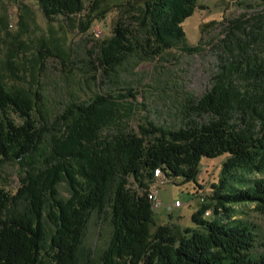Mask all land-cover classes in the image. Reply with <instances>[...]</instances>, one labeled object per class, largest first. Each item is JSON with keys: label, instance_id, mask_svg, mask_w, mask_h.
I'll return each mask as SVG.
<instances>
[{"label": "trees", "instance_id": "16d2710c", "mask_svg": "<svg viewBox=\"0 0 264 264\" xmlns=\"http://www.w3.org/2000/svg\"><path fill=\"white\" fill-rule=\"evenodd\" d=\"M32 1L49 19L77 16L87 1L95 5V0ZM202 10L198 0H148L138 18L144 39L116 27L97 62L114 72L142 45L149 56H158L171 48L169 38L185 39L182 24ZM244 17L231 23L230 59L191 106L194 115L209 118L206 123L176 130L148 123L138 134L102 139L103 128L120 111L108 97L95 96L69 105L51 129L43 115L40 123L34 116L38 94H14L0 80V167L16 164L22 173L15 192L0 187V264H77L88 215L101 212L108 201L113 234L97 264H264V239L252 226L230 221L241 205L264 215V178L244 181L245 175H264V0L259 11ZM220 158L225 161L218 183L191 215L192 226L180 238L165 227L152 235L146 190L158 177L155 170L199 188L201 162ZM61 182L70 188L65 201L58 199ZM196 194L194 189L190 195Z\"/></svg>", "mask_w": 264, "mask_h": 264}, {"label": "rangeland", "instance_id": "374dc122", "mask_svg": "<svg viewBox=\"0 0 264 264\" xmlns=\"http://www.w3.org/2000/svg\"><path fill=\"white\" fill-rule=\"evenodd\" d=\"M148 0H95L85 2L77 16L47 18L32 0H0V80L14 94L33 98L38 94L34 114L38 123L43 115L49 128L74 103H87L95 96L108 97L120 111L119 118L103 128L101 138L113 139L118 133H139L148 123L165 130H176L191 122L208 121L196 116L191 106L211 88L221 65L229 60L227 46L233 37L231 23L255 14L263 0H198L203 8L182 24L185 39L169 38L171 48L152 57L144 45L135 48L114 72L97 62L100 48L110 43L116 27L138 40L144 39L139 27L143 4ZM243 16V17H242ZM232 39V38H231ZM196 48V52H185ZM16 123L22 120L12 116ZM225 158L203 160L197 184H182L168 179L158 187L161 206L153 210V235L160 227L180 238L192 226L190 217L199 208L220 178ZM18 165L0 167V187L15 192L20 186ZM250 182L264 175H245ZM158 178V177H157ZM134 189H136L133 186ZM197 194L192 197L193 190ZM139 194L143 192L138 188ZM58 199L71 196L66 182L57 186ZM180 207L174 208L173 202ZM110 202L103 210L92 211L82 232L76 253L77 264H97L109 247L113 226ZM209 212L206 213V216ZM230 221L253 227L264 239V215L253 205L234 207ZM48 234L54 232L49 217H44ZM260 250L257 248L255 253Z\"/></svg>", "mask_w": 264, "mask_h": 264}, {"label": "built area", "instance_id": "2783aa9c", "mask_svg": "<svg viewBox=\"0 0 264 264\" xmlns=\"http://www.w3.org/2000/svg\"><path fill=\"white\" fill-rule=\"evenodd\" d=\"M158 171V178H154V183H152L148 189L146 190V195H147V200L149 203H153V210L158 209L161 206V202L158 199V187L157 185H163L166 182V177L164 175H161L160 170H155ZM202 201V199H201ZM172 206L174 208L180 207V202L175 201L173 202ZM209 215V214H208Z\"/></svg>", "mask_w": 264, "mask_h": 264}]
</instances>
